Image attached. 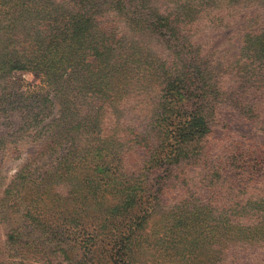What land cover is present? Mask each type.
Segmentation results:
<instances>
[{
	"label": "rangeland",
	"instance_id": "374dc122",
	"mask_svg": "<svg viewBox=\"0 0 264 264\" xmlns=\"http://www.w3.org/2000/svg\"><path fill=\"white\" fill-rule=\"evenodd\" d=\"M97 1L111 12L69 38L75 59L96 54L93 74L61 78L72 122L109 106L101 126L88 124L82 159L37 158L61 97L37 72L0 76V199L22 198L0 202V264H264V0ZM25 2L0 0L6 58ZM98 190L118 191L117 208L89 207ZM157 196L195 212L173 223L166 252L162 234L147 247L126 225L139 199L152 207ZM117 234L130 242L115 253L93 245Z\"/></svg>",
	"mask_w": 264,
	"mask_h": 264
},
{
	"label": "trees",
	"instance_id": "16d2710c",
	"mask_svg": "<svg viewBox=\"0 0 264 264\" xmlns=\"http://www.w3.org/2000/svg\"><path fill=\"white\" fill-rule=\"evenodd\" d=\"M21 6V14L12 19L10 23L14 28L16 27L14 25L16 19H18L19 24H24L21 32H19L20 34L18 33L20 36L13 35L16 37L14 42L19 48L14 55L11 54L6 58L2 48H9L8 44L6 42L3 45L0 41V54L4 53L1 56V61H6L4 72L0 73V76L10 74L13 71L37 72L43 80V84L53 90L55 97H61V100H57L59 118L49 127L48 136L43 144L39 146L37 158H41L45 163L52 165L62 163L67 159L80 160L85 156L83 153L86 142L89 140L87 138L88 124L101 126L102 114H105L102 109L106 110L109 106H104V104L94 106L93 114L90 115L91 118L82 117L74 122L70 119V114L67 112L70 109L71 100L66 97L68 93L61 90V78L70 75L65 72L67 68L74 67L78 69V81L82 82L87 77L92 76L93 72L91 73L88 69L89 61H87V57L91 59L96 54H85V58L75 59L73 54L71 56L70 53L69 38L72 35L82 38L81 34L85 32V29H96L99 25L98 19L105 18L111 12L110 9L113 8L114 4L103 5L97 0H26ZM36 27L41 29V34H37V40H32L33 36L30 35V31H33ZM7 37L9 38V36ZM12 51L13 49L9 50V52ZM96 60L97 57L95 56ZM119 60H121V57L119 55L115 56L112 65L115 66ZM94 68L95 66H93ZM86 72L90 74L88 75ZM110 75L111 77L116 75L117 79V72H111ZM82 182L85 188L89 186L87 180ZM106 182L103 184L106 185ZM91 183L99 186V182L91 181ZM16 194H18V191L11 190V194H8L5 199H0L1 205L5 207L8 202L16 203L21 200L22 198ZM118 195V191L106 193L104 190H98L94 200L89 195L86 199L89 201V207L105 203L117 208V205L121 202ZM162 200L163 197H155V204L150 207L149 203H144L139 199V203H137L139 206L136 210L128 213L129 218L126 225L129 226L128 228L133 227L132 232L137 231L140 237H146L144 245L147 247L150 245V236L162 234L165 241L160 244V249L166 252L168 250L166 246L170 245L174 241L173 239H178L177 236H179L178 230L172 228L174 227L173 223L177 221L182 224L185 220L192 219L195 212L188 211L183 202L178 203L181 197L173 198L170 201L172 206L165 208L162 205ZM93 221L101 223L98 222L97 218ZM158 222L163 223L159 231L156 229ZM128 230L130 229L126 231ZM172 230L176 232L174 235ZM106 231H108L107 235L110 236L109 229ZM167 232L168 234H166ZM146 233H149V235H144ZM129 239L130 235L117 234L109 244H105L102 239H95L93 245H97V248L101 245L109 247L115 253L119 247L122 248L124 244L128 245ZM171 259L178 262L179 256L175 254L172 258H169V260Z\"/></svg>",
	"mask_w": 264,
	"mask_h": 264
}]
</instances>
